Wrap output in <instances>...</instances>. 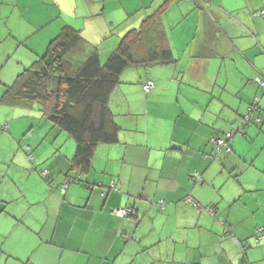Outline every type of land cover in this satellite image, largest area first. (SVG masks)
<instances>
[{"label":"crops","instance_id":"crops-1","mask_svg":"<svg viewBox=\"0 0 264 264\" xmlns=\"http://www.w3.org/2000/svg\"><path fill=\"white\" fill-rule=\"evenodd\" d=\"M173 1L167 9L178 8L186 20L177 41L173 13L163 17L175 60L121 73L108 101L118 140L97 145L89 171L79 175L89 185L72 182L61 190L76 174L68 161L73 145L57 153L47 140L45 154L25 153L34 144L12 127L14 115L22 116L15 108L28 107L0 103L7 119L0 117V126L25 153L0 159V264H264V237H254L264 228V168L247 153L256 130L246 125L255 121L264 134V90L255 83L264 78V0H206L204 7L201 0ZM142 8L128 11L133 18L116 37L155 9ZM98 12L84 18L91 23ZM10 14L0 8V96L43 52L38 44L60 29L51 19L12 27ZM121 21H109L110 29ZM42 27L46 35L35 40ZM93 27L85 34L100 31ZM111 43L103 54L117 44ZM24 47L30 51L15 56ZM147 80L154 85L145 91ZM227 131L231 150L218 159L210 140ZM128 206L133 215L111 212Z\"/></svg>","mask_w":264,"mask_h":264},{"label":"trees","instance_id":"trees-1","mask_svg":"<svg viewBox=\"0 0 264 264\" xmlns=\"http://www.w3.org/2000/svg\"><path fill=\"white\" fill-rule=\"evenodd\" d=\"M170 1L162 0L136 28L127 30L103 57L97 48L101 42L91 44L81 35V30L67 23L62 24L56 35L49 38L45 51L17 73L11 84L4 86L0 103L23 107L37 105L47 121L73 139L74 154L68 161L76 174L66 176L68 183L79 181L89 185L79 175L89 171L97 145L112 144L118 140L120 127L112 119L108 101L111 92L120 83L121 73L129 67L175 60L163 23ZM189 1L195 0L181 2ZM203 1L206 0H201L200 4ZM260 14L264 16V11ZM147 82H152L148 89L144 87ZM255 83L258 85L256 80ZM153 85V81L147 80L142 87L148 91ZM216 138L228 141L225 136ZM230 150L228 146L221 148L218 159ZM193 176L196 177V174ZM62 185L60 189L65 190L68 184L66 187ZM110 189L115 190L114 184ZM116 208L131 207H115L111 210L112 214ZM131 209V213L123 216L114 215L120 218L133 215L134 209Z\"/></svg>","mask_w":264,"mask_h":264},{"label":"rangeland","instance_id":"rangeland-1","mask_svg":"<svg viewBox=\"0 0 264 264\" xmlns=\"http://www.w3.org/2000/svg\"><path fill=\"white\" fill-rule=\"evenodd\" d=\"M181 1L183 0H174L170 6H176V3ZM4 2L3 0H0V8L7 9L8 12H10V9L12 10L13 14L12 15L10 14L12 17L11 18L7 17L8 24L11 25L12 27H15L19 22H22V24L24 25L26 21H30L33 23H41L42 20L46 21L49 19H51L50 23L51 24L53 23V25H56L58 28H60V26H62V24L65 23L71 26L78 25L77 29L81 30V35L85 39L89 40V42L91 41L92 43L93 42L95 43V41L102 43L97 45L99 53L101 54L102 57L104 56L103 52L105 51V49L112 44L111 42H113L114 40V42L118 43L120 37L124 34L123 33L119 37H116L117 36L116 31L118 29L125 27L126 22L133 18L132 15L128 17V11L135 8H139L141 7V5H144V8L140 9L139 13H143L148 10L150 12L152 10L151 8L157 6L160 3L159 0H83V3H79V4H74L75 2L74 0H12V2L9 3L7 2V0H4ZM77 2H79V0H77ZM20 9H22L23 11L21 12ZM176 10L178 11V8H175L174 10L167 9L166 12H168L169 14L173 13V15L170 17V21L174 25L173 30L175 34V39L179 41V36L181 35V32L184 28V24H186L185 23L186 20L182 19L179 15H177ZM90 11H95V12L101 11V13L98 12L100 14L94 16L95 19L94 21L92 20L91 23L89 22V20H86L84 18L86 16V13L88 14L90 13ZM52 16H54V18H52ZM126 16L127 19L123 20L124 17ZM111 20L117 22L121 20L122 21L117 25V27L114 26V29L109 31L111 27L109 21ZM94 24L98 26V28H100V31L94 36L86 35L85 30H92L94 28L93 27ZM138 25L139 23L137 24V26ZM27 26L31 28V24H27ZM52 27L53 26L50 27V30L52 31H55V29L57 30L56 27L54 29ZM45 30L46 29H44V27H42L40 31L38 30L39 36L34 37V39L38 40L40 36L46 35L44 33ZM166 30L168 31L167 27ZM14 32L17 36L23 33L22 30L14 31ZM48 40L49 39L43 40L41 43L38 44L37 48H40L44 52L45 51L44 48ZM27 41H28V45L30 46V39H28ZM3 48L5 47L3 46ZM25 51L29 52L30 48L27 47L21 48L19 51L15 53V56H18V54L24 56L23 52ZM30 63L31 62H29V64ZM15 110L21 112L22 116L20 117L19 115H14V124L12 127V133L16 134L20 139H26L21 141H30L32 144H34V150L30 152L29 150H23V147L19 146V149L23 150L25 153L27 154L34 153L36 156L39 154H45L46 147H49L51 149V147L47 145V140L49 141L53 140V142L56 145L54 148L57 149L56 150L57 153L59 151H66L67 148H69V146L70 149L72 145L74 147L73 139L66 132L59 130L57 127L53 126L49 121H47L46 118L42 116L41 112L38 110L37 105H33L32 108L29 107L15 108ZM24 110L26 111L25 114H23ZM5 114H6L5 112H2L0 114V117L3 119V121L7 120L5 119L4 116ZM34 116H36L37 118L34 119L33 118ZM28 117L34 120L33 126L29 123ZM243 120L244 122H247L245 121V119ZM46 122L50 124V125L48 124V127L51 126V129H54L53 132H51V129L47 130L48 127L43 129V124H45ZM4 125L5 124L2 123L0 126V159L7 158L10 155L15 154L16 152H18V156H20V158H24L23 156L25 153L23 151L19 152L17 150L16 141L13 142L12 140L9 139L7 134L11 136L10 132L7 130V127H5ZM246 125H250V127H253L256 130V133H254V135L252 136H249L247 139L248 140L247 153H250L252 157H254L253 159L255 163L259 165V167H261L260 169H263L264 168L263 131H260V129H258L259 124H256L255 121L247 122ZM262 125L264 126V123H262ZM24 147L26 149H29L27 145H25ZM1 163L0 166H3ZM262 178L264 179V171H262Z\"/></svg>","mask_w":264,"mask_h":264},{"label":"built area","instance_id":"built-area-1","mask_svg":"<svg viewBox=\"0 0 264 264\" xmlns=\"http://www.w3.org/2000/svg\"><path fill=\"white\" fill-rule=\"evenodd\" d=\"M256 82L264 90V78H256ZM151 86H152V82H147L144 87L148 89ZM224 136L226 138H230L232 136V133L228 131L224 134ZM210 141L215 145L217 153H219L221 151V148L225 147V139L213 138ZM41 174L44 176L45 171H42ZM67 184H68V181H64L62 186L66 187ZM188 201L192 202V199L188 198ZM132 211L133 210L131 208H116L113 210V213L116 215H119V216H123L126 213H131ZM254 237L256 239H262L264 237V228L257 229Z\"/></svg>","mask_w":264,"mask_h":264}]
</instances>
